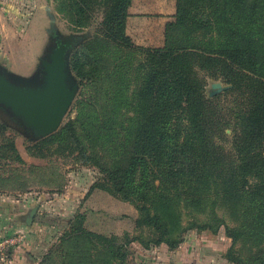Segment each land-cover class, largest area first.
Returning a JSON list of instances; mask_svg holds the SVG:
<instances>
[{"label":"trees","instance_id":"obj_1","mask_svg":"<svg viewBox=\"0 0 264 264\" xmlns=\"http://www.w3.org/2000/svg\"><path fill=\"white\" fill-rule=\"evenodd\" d=\"M174 1L163 45L140 48L125 32L132 0H60L75 27L90 25L101 8L102 37L140 53L135 88L125 104L132 116L115 128L111 163L97 161L104 178L93 188L131 201L138 211L136 228L150 235L96 233L77 212L61 230L58 259L53 261V250L39 264H124L132 241L174 251L189 232L216 235L222 226L231 239L228 262L264 264V0ZM90 60L76 53L71 68L78 77L95 70ZM199 70L225 78L232 88L209 96ZM234 90L248 93L233 106L220 103V96ZM122 96L116 91L115 101ZM9 113L39 139L34 147L65 140L80 159L92 161L74 121L37 137ZM192 214L208 219L184 224Z\"/></svg>","mask_w":264,"mask_h":264},{"label":"rangeland","instance_id":"obj_2","mask_svg":"<svg viewBox=\"0 0 264 264\" xmlns=\"http://www.w3.org/2000/svg\"><path fill=\"white\" fill-rule=\"evenodd\" d=\"M20 5L24 9L21 26L26 25L30 18L24 42L16 50L10 45H0V69L9 74L37 78L39 69L42 68L40 60L46 58L48 53L51 32L56 31L61 38L74 36V44L68 52V66L72 81L77 84V91L60 126L69 120L74 121L92 161L80 159L76 149H71L70 145L65 147V140L60 144L53 142L54 144L43 148L34 147L39 139H35L28 129L0 105V214L4 206L13 204V200L30 197L26 199V202L29 200L28 209L16 215L17 225L0 231V239L20 235L24 238V251L26 241L40 242L42 239L47 244L34 248V252L27 253L29 256L24 258L25 264H39L53 250V261L58 259L55 245L62 236L61 230L77 212L85 215L84 227L96 233L118 237L128 234L133 237L145 230L144 236L147 233L150 235L147 228L143 227L142 231L136 228L138 211L131 201L122 200L103 189L93 188L95 183L104 178L97 161L101 164L111 163L109 152L115 128L121 123L127 124L132 116L125 104H129L135 88V66L141 58L140 53L132 48H118L114 42L102 37L98 24L104 14L101 8L95 9V20L90 25L75 27L61 11L60 0H22ZM130 11L132 17L129 25L126 22L125 32L132 45L140 48L162 46L164 38L161 32L166 24L163 19L175 12V5L171 4V0H134ZM173 15L168 21L173 20ZM79 52L91 57L88 62L95 68L93 72L85 73L83 78L78 77L71 68V62ZM198 75L205 81L209 96L214 82L226 87L215 94L232 88L225 78L216 79L204 70H199ZM118 90H122L123 96L121 100L115 101L114 95ZM247 93L234 90L226 96H220V103L233 106L237 99L245 98ZM227 133H230L229 129ZM10 143L13 149H10ZM34 208L36 213L28 224L26 217ZM192 218L200 222L208 219L203 214H192L186 215L183 223L187 224ZM34 222H43L49 230H45L47 227L40 229L48 232L54 230L56 234L40 236L43 232L32 228ZM216 238H219L223 247L221 255L217 251L215 254L222 259L213 258L215 261L212 260L211 264H235L224 257L231 239L225 234L223 226L216 235L209 232H189L186 240L198 239L199 242L209 243ZM199 246L202 247L200 250H205L206 245ZM13 248L11 245L5 250L9 254ZM126 249L124 264H177L173 251L164 247L147 249L139 242L132 241L126 245ZM202 257L203 260L206 259L205 256ZM0 264L9 263L0 259Z\"/></svg>","mask_w":264,"mask_h":264},{"label":"water","instance_id":"obj_3","mask_svg":"<svg viewBox=\"0 0 264 264\" xmlns=\"http://www.w3.org/2000/svg\"><path fill=\"white\" fill-rule=\"evenodd\" d=\"M43 80L5 73L0 69V104L20 118L37 137L55 132L61 125L77 91L68 66L66 45H59L41 61ZM210 96L226 87L211 84ZM36 213L32 209L26 221Z\"/></svg>","mask_w":264,"mask_h":264},{"label":"crops","instance_id":"obj_4","mask_svg":"<svg viewBox=\"0 0 264 264\" xmlns=\"http://www.w3.org/2000/svg\"><path fill=\"white\" fill-rule=\"evenodd\" d=\"M21 1L22 0H0V45H4V44L6 46L10 45L15 50L18 45L23 44L24 42L23 39L26 34V28L30 21V18H29L28 21L26 22V25L21 26V24H23L22 21L24 19L23 17L24 9L20 5ZM171 4L175 5L173 0H171ZM131 8H132V4H131V7L129 8V16L127 19V25H129L131 17H132V13L130 11ZM173 14L174 12L169 14L168 17L163 19V22H167L169 18H172ZM161 34H163V31L161 32ZM29 198L30 197L25 196L24 199H21V198L17 200L15 199L12 202L13 204H11L10 206L7 205L3 207L1 211L2 214H0V231H4L6 229H12L17 225L16 215H18L19 213H24L26 209H28L29 204L27 203L29 200L26 202V199H29ZM11 219L14 221V223L12 222L13 224L9 223ZM42 223L43 222H40V223L34 222V226L32 228H35L36 231L39 230V232L41 231L44 233V234L40 233V236L42 235L44 237L45 235H47V233H49L51 236H54L52 235L54 230H52V232L51 231L48 232V231H43L42 229H40L43 227H47L45 226V224H42ZM11 225H12V228H9ZM45 230H49V228L47 227L45 228ZM30 241L31 242L26 241L25 251L22 247L24 244L15 248L13 252V256H12V261H11V262H14L13 264H25L26 260H24V258L25 256H29V254L27 253L34 252V248L36 247L40 248V247H43L45 244H47L46 242H42V239L40 242H37V241L32 242V240ZM202 244L206 245L204 246L205 250H200V248L202 247L199 245H202ZM222 247L223 245H222V242L219 240V238H216L215 240L209 243L199 242L198 239L191 240V241L185 240L179 248L173 251L174 253L173 256L175 257V262L177 264H211L213 258H216V260L218 258L222 259V257H220L222 253ZM216 251L220 255H216L215 254ZM201 254L205 256L206 259L203 260V257Z\"/></svg>","mask_w":264,"mask_h":264},{"label":"flooded vegetation","instance_id":"obj_5","mask_svg":"<svg viewBox=\"0 0 264 264\" xmlns=\"http://www.w3.org/2000/svg\"><path fill=\"white\" fill-rule=\"evenodd\" d=\"M73 39H74V36H71V37H68V38H61L60 35L56 31H52L51 34H50V44H49V46H47L48 53L46 55V58H48V54L51 53L54 48H56V47H58L59 45H62V44L67 46V52H69L70 48H72V46L74 44V40ZM41 61H42V59L40 60V64H41ZM2 71L5 72L4 70H2ZM5 73H7V72H5ZM37 75H36L37 76V81L38 82H42V80H43V70H42V68L39 69V73ZM1 106H3V105H1ZM5 109L8 110L9 112H11L8 108H5ZM11 114H12V112H11ZM16 118L18 120H20L21 122H23L20 118H18V117H16Z\"/></svg>","mask_w":264,"mask_h":264},{"label":"built area","instance_id":"obj_6","mask_svg":"<svg viewBox=\"0 0 264 264\" xmlns=\"http://www.w3.org/2000/svg\"><path fill=\"white\" fill-rule=\"evenodd\" d=\"M23 239L24 238L20 235L0 239V259L5 263L8 262L9 254L7 253L5 248L11 245L15 248L20 243H22Z\"/></svg>","mask_w":264,"mask_h":264}]
</instances>
